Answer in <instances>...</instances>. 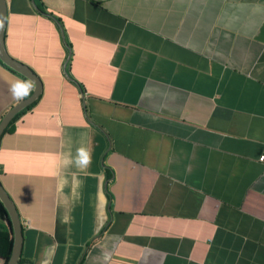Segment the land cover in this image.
<instances>
[{
    "label": "crops",
    "instance_id": "crops-1",
    "mask_svg": "<svg viewBox=\"0 0 264 264\" xmlns=\"http://www.w3.org/2000/svg\"><path fill=\"white\" fill-rule=\"evenodd\" d=\"M5 4L16 264H264V0Z\"/></svg>",
    "mask_w": 264,
    "mask_h": 264
},
{
    "label": "water",
    "instance_id": "water-1",
    "mask_svg": "<svg viewBox=\"0 0 264 264\" xmlns=\"http://www.w3.org/2000/svg\"><path fill=\"white\" fill-rule=\"evenodd\" d=\"M5 14H6V4L5 0H0V62H2L6 67L12 71L18 73L25 79H27L31 84L30 93L22 97L15 104H13L0 118V136L3 133L5 127L9 121L17 114L20 110L27 107L33 103L40 94L41 82L39 77L34 73V71L28 67L26 64L11 57L4 46V27H5ZM0 203L4 207L11 226L12 232V244L10 249V254L7 259L6 264H16L20 254L21 239H22V223L18 217L16 208L0 184Z\"/></svg>",
    "mask_w": 264,
    "mask_h": 264
},
{
    "label": "trees",
    "instance_id": "trees-1",
    "mask_svg": "<svg viewBox=\"0 0 264 264\" xmlns=\"http://www.w3.org/2000/svg\"><path fill=\"white\" fill-rule=\"evenodd\" d=\"M26 83L29 85V87L24 91L23 97L27 96L31 91V83L27 80ZM25 92H27V95H25ZM35 102V101H34ZM31 103L27 107L20 110L17 114L13 116V118L9 121L7 126L5 127L4 132H8L12 129L14 121L26 110H28L33 104ZM0 219L2 220L0 223V258L4 260V264H6L7 259L10 254L11 244H12V233H11V227H10V221L8 218V215L0 203Z\"/></svg>",
    "mask_w": 264,
    "mask_h": 264
},
{
    "label": "clouds",
    "instance_id": "clouds-1",
    "mask_svg": "<svg viewBox=\"0 0 264 264\" xmlns=\"http://www.w3.org/2000/svg\"><path fill=\"white\" fill-rule=\"evenodd\" d=\"M25 95H27V92H25ZM75 163L78 168L86 169L89 167L91 164V152L83 147L78 148L76 151Z\"/></svg>",
    "mask_w": 264,
    "mask_h": 264
},
{
    "label": "built area",
    "instance_id": "built-area-1",
    "mask_svg": "<svg viewBox=\"0 0 264 264\" xmlns=\"http://www.w3.org/2000/svg\"><path fill=\"white\" fill-rule=\"evenodd\" d=\"M258 160H260V161L264 160V152L258 157Z\"/></svg>",
    "mask_w": 264,
    "mask_h": 264
}]
</instances>
